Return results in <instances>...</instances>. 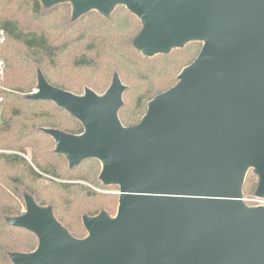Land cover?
I'll use <instances>...</instances> for the list:
<instances>
[{
	"label": "water",
	"instance_id": "1",
	"mask_svg": "<svg viewBox=\"0 0 264 264\" xmlns=\"http://www.w3.org/2000/svg\"><path fill=\"white\" fill-rule=\"evenodd\" d=\"M69 2L74 19L118 5L143 29L134 44L147 56L203 42L178 83L155 96L141 122L118 116L126 87L118 75L99 96H78L39 73L32 100L51 101L85 128L82 135L46 129L71 167L96 158L106 185L120 188L119 208L85 217L73 237L51 207L25 199L10 219L38 236L14 264H264V206H249V169L264 197V0H41Z\"/></svg>",
	"mask_w": 264,
	"mask_h": 264
},
{
	"label": "trees",
	"instance_id": "2",
	"mask_svg": "<svg viewBox=\"0 0 264 264\" xmlns=\"http://www.w3.org/2000/svg\"><path fill=\"white\" fill-rule=\"evenodd\" d=\"M0 29L6 33L0 49L6 62L0 91V264H14L13 254L32 253L39 245L35 233L9 223L24 214L27 196L41 207H51L77 239L88 236L85 217L106 212L114 218L119 208L120 195L94 188L118 189L101 181L100 160L91 158L71 167L56 151L55 139L46 129L82 135L85 128L56 103L29 98L38 88L39 73L49 84L78 96L87 89L104 95L118 75L126 87L118 116L131 127L141 122L155 96L178 83L202 46L194 50L187 47L189 42L168 54L144 55L134 44L143 23L124 5L109 16L93 10L74 19L69 2L46 6L41 0H0ZM253 175L257 187L259 176ZM251 179L247 174L244 196Z\"/></svg>",
	"mask_w": 264,
	"mask_h": 264
},
{
	"label": "rangeland",
	"instance_id": "3",
	"mask_svg": "<svg viewBox=\"0 0 264 264\" xmlns=\"http://www.w3.org/2000/svg\"><path fill=\"white\" fill-rule=\"evenodd\" d=\"M118 6H122V5H118ZM200 46H203V42H201V41H193V43L191 42L187 47H192L194 50H196V49H199ZM193 56H194V54H193ZM34 90H37V88H34L33 91ZM33 91L30 93V95L33 94ZM26 157L29 160H31V157H30L29 153L26 155ZM254 173H256V172L252 168L249 169V171L247 173L249 175V177L252 176V179H251V182L249 184V192H248V194H246L244 196V199H245V202L249 206H260V205H264V197H258V195L256 193L258 186L256 187V180H255L254 175H253ZM43 182L50 184V181H47V180H44ZM84 184H86V183H84ZM87 186H90V185L88 184ZM94 188H95L96 191L101 192V193H105V194L111 193V194L120 195L119 186H118V189H114V188L113 189H104V188H97V187H94ZM79 200L80 201H84L81 198H79ZM84 202H86V201H84ZM25 210H26V206L23 205L22 206V211L25 212ZM117 213H118V210H117Z\"/></svg>",
	"mask_w": 264,
	"mask_h": 264
},
{
	"label": "built area",
	"instance_id": "4",
	"mask_svg": "<svg viewBox=\"0 0 264 264\" xmlns=\"http://www.w3.org/2000/svg\"><path fill=\"white\" fill-rule=\"evenodd\" d=\"M5 42H6V33L4 30L0 29V49ZM5 79H6V62L0 55V91L3 88ZM35 92L36 90L33 91V93ZM2 102H3V98L0 97V122L2 121L3 118V110L1 106ZM260 206H264V205H260Z\"/></svg>",
	"mask_w": 264,
	"mask_h": 264
}]
</instances>
